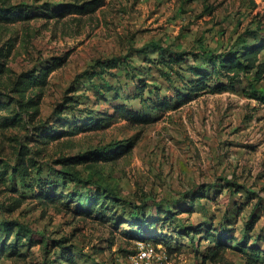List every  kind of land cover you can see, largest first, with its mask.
<instances>
[{"label": "rangeland", "instance_id": "rangeland-1", "mask_svg": "<svg viewBox=\"0 0 264 264\" xmlns=\"http://www.w3.org/2000/svg\"><path fill=\"white\" fill-rule=\"evenodd\" d=\"M84 1L0 0V264H264V78L178 100L264 0Z\"/></svg>", "mask_w": 264, "mask_h": 264}, {"label": "trees", "instance_id": "trees-1", "mask_svg": "<svg viewBox=\"0 0 264 264\" xmlns=\"http://www.w3.org/2000/svg\"><path fill=\"white\" fill-rule=\"evenodd\" d=\"M102 0H87L83 3H66L63 5L61 9H59V14L63 12H77V13H88L90 11L95 10L97 7L101 5ZM13 18L14 14L11 16H7L6 18ZM154 46H159V44L155 43ZM161 48V46H160ZM264 50V41L258 45H252L247 47L244 51H239L237 49H233L232 47L223 52H218L217 57L219 58V68L223 71L226 79L228 80L227 83L221 84H209L208 77L206 76L205 72H200L196 69L193 70L194 74H200V78L196 81H192L189 83V92L186 94H178L179 104L184 103L186 100L190 99L193 94H200L202 91L210 90V91H218L222 92L228 89H234L235 83L241 79V77L245 75H252L251 81H260L264 78V62H261L259 59V53ZM213 53V52H211ZM181 54H185L182 52ZM178 58L176 56L170 57V61H176ZM105 63L107 66H115L116 59L110 58L105 61L97 60V67L101 68L102 70L105 67ZM44 75L47 74V71L41 72ZM144 88H142L143 90ZM166 106H169V103L166 102ZM122 111L123 115H127L131 117L134 113L129 112L124 106L119 108ZM108 157V156H106ZM19 174L24 175L27 171V166L23 158L20 159L18 163V167H16ZM208 238L210 241H213V236L208 233ZM220 243L217 242L215 250L211 254V259L216 257L218 253V249L220 248ZM217 249V250H216ZM246 264H254L252 260H248Z\"/></svg>", "mask_w": 264, "mask_h": 264}, {"label": "built area", "instance_id": "built-area-1", "mask_svg": "<svg viewBox=\"0 0 264 264\" xmlns=\"http://www.w3.org/2000/svg\"><path fill=\"white\" fill-rule=\"evenodd\" d=\"M154 250L149 246H142L137 254L136 264H153Z\"/></svg>", "mask_w": 264, "mask_h": 264}]
</instances>
